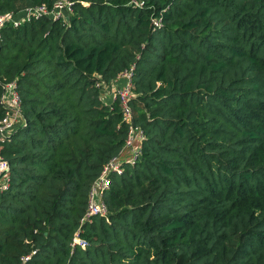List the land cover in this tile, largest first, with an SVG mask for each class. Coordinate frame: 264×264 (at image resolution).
<instances>
[{
	"label": "trees",
	"instance_id": "16d2710c",
	"mask_svg": "<svg viewBox=\"0 0 264 264\" xmlns=\"http://www.w3.org/2000/svg\"><path fill=\"white\" fill-rule=\"evenodd\" d=\"M73 1L0 30V100L15 81L24 120L0 142V264H264V0ZM129 69L142 153L80 226L127 133L102 95Z\"/></svg>",
	"mask_w": 264,
	"mask_h": 264
},
{
	"label": "built area",
	"instance_id": "2783aa9c",
	"mask_svg": "<svg viewBox=\"0 0 264 264\" xmlns=\"http://www.w3.org/2000/svg\"><path fill=\"white\" fill-rule=\"evenodd\" d=\"M74 3L73 0H56L50 6L42 3L25 7L17 12H2L0 13V30L8 25L17 27L32 19L41 17H47L52 20L65 19L72 12ZM153 23L159 25L158 20H154ZM131 77V69L124 71L116 78H122L123 83L117 86L114 82L102 95V98L108 102L114 99L119 100L121 119L127 125V133L118 153L102 166L99 174L92 181L87 207L80 220V226L86 222H90L97 215L106 214L107 207L102 200V196L110 186L111 175L121 174L125 165H133L141 156L144 132L140 125L133 122V112L130 106V98L133 96ZM107 95L109 97L111 95V100ZM0 102L5 109L4 115L0 118V142H5L10 139L13 131L18 126L24 124L21 115L20 95L15 81L4 83ZM9 172L10 166L8 161L0 156V191L7 189L9 186ZM80 231L81 229L78 228L72 237V248L76 245L82 248L86 246V240L80 236ZM28 258L29 255L24 256L20 264H24Z\"/></svg>",
	"mask_w": 264,
	"mask_h": 264
},
{
	"label": "crops",
	"instance_id": "0c3cea01",
	"mask_svg": "<svg viewBox=\"0 0 264 264\" xmlns=\"http://www.w3.org/2000/svg\"><path fill=\"white\" fill-rule=\"evenodd\" d=\"M122 83H123V79L122 78H118V79L115 80V84L117 86H120ZM107 97L111 100V95H110V97H109V95H107Z\"/></svg>",
	"mask_w": 264,
	"mask_h": 264
}]
</instances>
